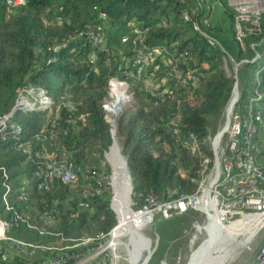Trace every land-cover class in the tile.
<instances>
[{
  "label": "trees",
  "instance_id": "trees-1",
  "mask_svg": "<svg viewBox=\"0 0 264 264\" xmlns=\"http://www.w3.org/2000/svg\"><path fill=\"white\" fill-rule=\"evenodd\" d=\"M112 78L128 83L133 101L116 120L133 208L149 195L159 201L192 195L209 154L205 140L217 132L236 83L235 112L252 109L264 120V12L241 20L227 0H25L20 6L0 0V119L10 116L0 140L1 219L21 214L67 239L107 235L116 226L110 190L84 199L83 183L55 182L28 201L17 193L42 152L108 180L105 154L113 135L103 105ZM41 92L49 105L40 103ZM22 97L37 104L24 108ZM190 135L201 153L191 151ZM257 145L264 170V133ZM5 183L16 192L15 212L1 202ZM198 215L158 222L159 244L148 264L177 259ZM10 235L34 244L54 239L23 225Z\"/></svg>",
  "mask_w": 264,
  "mask_h": 264
},
{
  "label": "built area",
  "instance_id": "built-area-1",
  "mask_svg": "<svg viewBox=\"0 0 264 264\" xmlns=\"http://www.w3.org/2000/svg\"><path fill=\"white\" fill-rule=\"evenodd\" d=\"M24 3L25 0H7L9 6H20ZM204 24L208 26L209 22L206 20ZM239 32L241 34V30ZM128 93L129 85L126 81L110 79L109 97L103 109L112 135L116 132L117 118L130 101ZM30 95L34 96L31 92ZM39 98L43 105L50 104L43 93H40ZM42 98L45 99L44 102ZM235 106L236 104L217 133L205 140L209 154L201 162L200 180L197 181L195 193L166 201H159L156 196L149 195L146 204L137 210L133 208L134 187L128 172L130 202L126 207L122 202V192L115 189L112 179L111 182L106 181L101 173L86 171L68 158L50 156L47 152H42L32 178H26L17 189L23 201H28L36 192L49 190L55 182L72 188L83 183L84 199L90 194L101 195L106 190L111 191V210L116 215L117 224L107 235L67 239L62 234L53 233L34 224L24 215L15 213L10 221L0 218V263L9 264L19 259L23 260L24 264H105L108 259L109 264H121L122 261L128 264H148L151 259L149 257H152L156 249L152 251L150 239L141 232L157 222L168 221L195 211L205 217L207 224L210 222V214L216 215L224 226L251 220L257 228V238L263 236L257 262L264 264V170L255 153L260 133H264V120L260 113L255 114L252 109L242 116L235 112ZM9 123L10 116L0 119V140L4 139V132ZM52 138L53 136H49L44 140ZM190 139L191 151L201 153L195 136L190 135ZM3 177H8L5 172ZM13 192L12 185L5 183L1 202L7 212L16 210L10 202V198L14 196ZM80 207L89 206L81 203ZM49 218V221L52 220V217ZM22 225L54 239L48 243L34 244L10 235L13 227ZM193 227L200 228L198 223ZM120 232L124 234L115 235ZM121 247L125 250L123 259L118 255ZM145 254L148 255L143 259Z\"/></svg>",
  "mask_w": 264,
  "mask_h": 264
},
{
  "label": "rangeland",
  "instance_id": "rangeland-1",
  "mask_svg": "<svg viewBox=\"0 0 264 264\" xmlns=\"http://www.w3.org/2000/svg\"><path fill=\"white\" fill-rule=\"evenodd\" d=\"M227 3L229 6H231L232 8L235 9V11L238 13L239 17H244V18H246V17L247 18L257 17L260 13L264 12V0H227ZM227 73L229 76H231L233 73L232 70L228 66H227ZM128 95L130 96L129 93H128ZM30 96L32 97V95H30ZM234 96H232V98ZM42 101L44 102L45 99L42 98ZM24 102H27V104L26 103L24 104ZM132 102L133 101L130 97V101L123 107V110L121 111V113L125 110L126 107L131 105ZM40 103L43 104L41 101H40ZM21 104L25 105L24 108L32 109L35 107V105L37 103H35V101H33V100L29 101L28 99L22 97L21 102H19V105H21ZM225 113H226V109H225ZM225 113L223 114L222 122H221L219 128L226 122ZM116 143L118 144V146L121 150V154L123 155L121 146L117 142V140H116ZM110 151H111V149H110ZM110 151L108 153H110ZM122 155L118 156V158L124 161L125 157L123 158L124 155L123 156ZM105 161H106L107 165L109 166V168L111 169L110 175H109V177H107V179H108L107 181L111 182V179H112L114 182L113 168H112L111 164L109 163V161L107 160L106 154H105ZM104 178L106 179V177H104ZM157 223L155 225H153L152 227L147 228L141 232L144 236H146L147 238L150 239L149 241L151 242L152 251L157 249L158 244H159V236L155 232V227H156ZM195 223H198L200 228L195 229L193 227ZM220 223H221V221H220ZM206 224H207V222H206L205 217L199 214L198 219L193 222L192 232H190L187 236L188 244L186 245V247L184 249L181 250L179 257L175 260L172 258L166 257L163 260V262H161L160 264H195V263H197L199 261V259L203 256L204 252L206 251V249L208 247V243L206 240L208 239L207 234L209 232H208V230L204 229ZM251 228H254L253 224L251 225ZM115 235H118V234H115ZM249 240H252V244L250 246H246V247L242 248L237 253V255H235L232 258V264H258L257 257H258V253H259V250H260L261 245H262L263 236H260V237H258V239H255V235H251L249 237ZM234 246H236V245H233V247ZM150 253H151V251H150ZM118 255L120 256L121 259L125 258V250L123 247H121ZM147 255L148 254H145L143 256L144 257L143 259H145L147 257ZM107 262H109L108 259L105 260L106 264H107ZM141 262L143 263L144 260H142ZM121 264H128V262L122 261Z\"/></svg>",
  "mask_w": 264,
  "mask_h": 264
},
{
  "label": "bare ground",
  "instance_id": "bare-ground-1",
  "mask_svg": "<svg viewBox=\"0 0 264 264\" xmlns=\"http://www.w3.org/2000/svg\"><path fill=\"white\" fill-rule=\"evenodd\" d=\"M236 97L234 96L227 108L226 117L229 118L235 105ZM121 105V104H120ZM119 105V106H120ZM117 109V105H116ZM119 141V140H118ZM123 152V151H122ZM121 155V150L116 143L111 148L110 153L107 154V160L113 168L114 187L116 190L122 192V202L126 207L129 206V194H130V181L125 168V162L118 158ZM110 166V167H111ZM209 223L205 225L208 230V247L203 256L195 264H232V258L244 247L250 246L252 240H249L251 235H255L257 238V228H251L253 222L251 220H245L242 223H235L230 226H224L220 223V220L216 215H209ZM221 224V225H220ZM137 232V230H134ZM119 236L124 232L116 233ZM233 245H236L233 247ZM150 245H148V248Z\"/></svg>",
  "mask_w": 264,
  "mask_h": 264
},
{
  "label": "water",
  "instance_id": "water-1",
  "mask_svg": "<svg viewBox=\"0 0 264 264\" xmlns=\"http://www.w3.org/2000/svg\"><path fill=\"white\" fill-rule=\"evenodd\" d=\"M235 95V97H236V101H235V104L237 103V101H238V98H239V84L238 83H236L235 84V87H234V90H233V96ZM19 105V104H18ZM15 111V108H14V110H13V112ZM12 112V113H13ZM115 137H116V132L113 134V145H112V147L114 146V144H115ZM107 155V154H106ZM122 155V154H121ZM123 156V155H122ZM123 158H124V156H123ZM124 161H125V168H126V170H127V172H128V174H129V176H130V173H129V170H128V165H127V159L126 158H124ZM151 258V256L149 257V259Z\"/></svg>",
  "mask_w": 264,
  "mask_h": 264
}]
</instances>
